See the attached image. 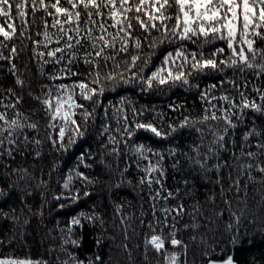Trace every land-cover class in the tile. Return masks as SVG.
I'll return each instance as SVG.
<instances>
[{
  "label": "snow or ice",
  "instance_id": "snow-or-ice-1",
  "mask_svg": "<svg viewBox=\"0 0 264 264\" xmlns=\"http://www.w3.org/2000/svg\"><path fill=\"white\" fill-rule=\"evenodd\" d=\"M172 8H175L174 14L170 12ZM14 9L15 17L23 25L20 35L27 39H31V36L27 35L26 17L29 9L33 19L37 12L44 14L41 18L43 31L37 32L42 39L33 41V44L35 49L43 48L42 51L34 50V55L43 61L41 67L48 63L60 66L56 74L49 75V80H64L79 76V72L72 70V66L78 62H83L90 68L86 75L87 82L81 80L70 84H56L55 92L53 88L48 87L44 98L40 100L48 118L45 128L46 138L57 150L67 152L75 145L77 138L84 137L89 121H94L96 107L100 105V97L105 92L104 82L112 84V88L109 89L112 91L120 82L124 84L139 82L142 91L151 90L153 84L168 88L179 85L198 90L203 105L202 114L198 118L184 116L178 123H173L165 120L163 112L157 113L152 110V118L145 120L143 117L148 111L147 108L133 107L129 115L124 101L121 100L119 106H112L113 123L108 122L109 111L105 108V123L100 133L108 141L104 147L108 148V145H112L110 155L118 158L120 146L123 145L126 152L135 157L134 161L126 163L122 169L117 164L114 171L118 179L115 184H109L110 188L119 189L124 183L131 184L124 174L133 164L144 173L139 178L140 185L147 184L149 188L153 185L158 186L154 194L150 195L153 201V221L146 225L152 234L150 237L146 236L144 240L145 261H148L150 246L158 258L156 264H161L160 257L162 264H181V255L184 257L182 264H189L188 245L177 238L179 229L176 226L177 218H182L185 208L183 203H178L175 207L167 205L169 199L178 198L179 191L166 189L163 183L166 179L163 162L167 155L173 160V169H176L180 163L177 158L179 155L184 157L190 169H198L205 174L213 171L219 173L222 168H230L229 191L235 190L237 203L245 205V208L246 199L239 198L241 179L246 178L245 198L248 182L264 183V161L260 159L264 156V128L257 127L255 120L257 114L264 116V90L252 84L247 76L250 73L257 81L264 77V0H63V2L62 0H0V18L5 21L4 24H0V37H3V41H0V49L6 47L4 42L12 40L16 34ZM45 17L52 18L51 25ZM49 27L55 31L50 32ZM137 28L141 30L143 39L134 35ZM130 42L135 54L126 59H118L122 54L127 56ZM220 42L223 44L221 45ZM163 45L171 46L172 50L166 51L160 64L145 75V70L151 66L156 49ZM145 47L149 49L148 52L144 51ZM15 55L16 47L12 46L9 57H5L0 51V60H10ZM45 56L48 59H44ZM11 70L15 72L14 64ZM229 70L231 75H227ZM126 73L130 75L126 76ZM210 75H219L220 79L204 87L191 80L193 76L199 78ZM16 84L23 87L24 81L17 77ZM250 84L252 92L256 93V96L251 98L247 94ZM225 85L228 86L227 89ZM77 95L82 101H93L94 106L91 111L84 103L77 102L75 99ZM9 97H14V101L8 100L5 103ZM34 99L40 98L34 97ZM21 102V98L16 96L12 88L7 89L6 96L0 97V108L4 109L0 111V164L4 165L3 169H0V198L10 199L13 193L23 192V195L19 196V212L15 207L10 208L9 211L0 207V219H8L13 223L12 239L15 238L17 228L23 235V229L30 222L31 216L44 215L43 204L34 212L32 205L27 201L32 196L33 189L47 186L46 180L42 177L37 180L27 168H13L5 163L8 159H15L14 153L20 152L22 144L26 146L28 143L35 145L42 143L41 139L29 140L25 129L37 134L41 129L38 123L31 121L30 117L16 108ZM181 107L183 106L169 105L172 111H179ZM8 109L15 110L11 118ZM77 109L81 110L83 127L75 118ZM248 112H251L254 118L251 126L242 136L239 154L232 151L230 153L232 162L222 161L221 153L229 151L227 146L229 143L235 145L233 138L235 130L244 122ZM182 129L196 133L197 142L189 144L187 152L179 151L177 147H168L161 151L133 140L141 130L151 133L157 139L171 140ZM230 133L233 136H230ZM253 148L256 150L253 151ZM36 155L39 156L40 153L37 152ZM88 155L93 159L90 153ZM78 159L80 164L91 167L84 163L83 155ZM141 161H147L146 165L142 166ZM210 161L212 163H209ZM106 167L111 174L112 166ZM232 171L237 173L234 179ZM254 172L261 174L260 180L253 175ZM73 175L84 185L96 182L78 170L70 171L66 179L61 182L62 188L67 190V195L60 193L53 196V200L58 202L59 209L68 206L60 201L71 200L72 203H76L80 198L79 189L70 188ZM216 182L221 183L219 177ZM188 183V180L184 181L185 186ZM221 191H224L223 187ZM83 195L85 197L90 195L86 188ZM161 200L165 204L160 208L161 217H157L156 204ZM224 203L229 213L228 221L224 225L228 237L227 243L224 244L215 237L212 238L213 243H209L204 236L199 238L200 244L203 245L201 254L207 259L208 264H238L234 259V253L224 254L225 248L234 249L238 246L243 227L242 219L250 226H256L258 223V217L246 215L244 210L237 214L232 208L231 201L225 200ZM120 209L121 206L118 205L117 210ZM197 212H199L198 208L189 214L192 219L191 224L183 225L184 230L188 228L193 230L194 234L190 239L194 242L197 240L196 233L202 227ZM223 215V210L216 212L217 218H222ZM202 219L206 221L205 227L215 224L209 216H203ZM127 220L128 217L120 216L124 241L130 240ZM84 222L94 226L99 224L101 228L104 226L103 218L95 212H80L71 217L63 228L59 227L57 222L59 237L51 238L59 239L60 243L48 249L49 254L55 256L54 261L50 262L42 258L34 260L30 256H9L0 257V264H101L99 254L94 258L81 259L76 252V249L81 247L83 239L76 229H83ZM161 224L163 227L157 233L156 229ZM164 228L169 229L167 237L164 236ZM207 230L211 232L212 228ZM260 230L264 232V227ZM132 235H135L134 230ZM244 235H247V229H244ZM12 239L7 242L12 243ZM4 243L5 241L0 239V245ZM100 243L101 240L97 239V247ZM166 243L182 251L169 252ZM122 247L130 257L132 253L127 243H123ZM217 247L223 255L220 259H211Z\"/></svg>",
  "mask_w": 264,
  "mask_h": 264
},
{
  "label": "trees",
  "instance_id": "trees-1",
  "mask_svg": "<svg viewBox=\"0 0 264 264\" xmlns=\"http://www.w3.org/2000/svg\"><path fill=\"white\" fill-rule=\"evenodd\" d=\"M63 2V0H62ZM171 13H175V8L170 9ZM42 12H37L35 19L31 14V9L28 11L26 17L27 20V35L31 36V39L21 37V28L23 25L19 19L15 17V9L13 11V17L16 23V34L12 40L4 42L6 47L0 49L5 57L10 56V49L12 46L16 47V55L9 59L0 60V97L7 95V89L12 88L15 91L16 96L20 97L22 102L16 105L24 115L30 117L31 121L38 123L40 126V132H36L25 129V132L30 141L35 139H41L40 145L34 143H28L26 146L21 145L20 152L14 153L15 159H8L5 163L10 164L13 168L23 167L32 172L39 180L41 177L47 181V186H41L40 188L33 189V194L28 198V203L32 205L33 211H37L41 204H43L44 215H34L30 217V222L23 229V235L20 234V229L15 231V238H13V223L8 219H0V239H3L5 243L0 245V257H25L30 256L32 259H45L50 262L54 261L55 256L50 255L48 249L51 246H58L59 239L53 240L51 237H59L57 230V222L59 227L63 228L67 225L69 219L78 215L80 212L99 214L104 221V226L101 228L99 224L95 226L86 222L83 229L77 228V233L83 237L81 247L76 249L77 254L81 259L85 257H93L99 254L101 257V264H156V253L151 250L149 246L148 261L144 259V240L146 236L152 234L147 228V224L153 221L152 205L153 201L150 199V195L154 194L157 185H153L149 188L147 184L140 185L139 178L144 175L143 172L138 170L133 164L129 168L128 172L124 175L131 184L124 183L119 189L110 188L109 184H115L118 177L115 174L117 164L119 168H124L126 163H131L135 160V157L131 156V153L126 152L124 146H120V156L117 158L114 155H110L109 151L112 145H108L105 148L104 145L108 143L107 138L102 136L101 127L105 123V108L109 111L108 122L111 121L112 106H119L121 100L124 101L125 107L131 115V108L137 109L147 108L148 111L144 113L143 119H151L153 116L152 110L157 113L163 112L165 114V120L168 122L178 123L184 118V116H190L192 118H198L202 114L203 105L199 99V92L197 89H188L180 87L179 85L168 88L167 86H157L153 84L151 90L142 91V86L139 82H133L124 84L120 82L116 84L115 90H109L112 88L110 82H104L105 92L100 97V105L96 107V113L94 121L90 120L87 126V132L82 138H77L75 145H73L67 152L57 150L46 138L45 128L48 123V118L45 115L43 106L40 100L44 98V93L48 87L53 88L54 85L60 83L70 84L73 81H86L87 72L90 71L88 65L83 62H78L72 66V70L79 72V76L71 77V79L51 81L48 79L49 75L56 74L59 65H53L48 63L43 65V61L34 55V50L42 51L43 48L35 49L33 41L41 40L42 36H38L37 32L43 31V25L41 18ZM49 25H51L52 18L45 17ZM3 18H0V24H4ZM7 30V28H6ZM49 31H55L49 27ZM134 35H143L140 29H136ZM155 35V32H153ZM0 41H3V37H0ZM221 45L223 42H220ZM53 47L55 45H52ZM172 50L171 46L163 45L156 49V54L152 59L151 66L145 70V75L149 74L160 64V61L166 51ZM145 52L149 49L145 47ZM135 54L132 49L131 42L129 44V53L127 56L122 54L120 58H128V56ZM44 59H48L47 56ZM143 59V57H142ZM15 65V72L11 70V66ZM138 62V67H140ZM130 75L126 73V76ZM231 75V71L227 73ZM248 78L255 84L264 90V77H261L259 81L255 80L251 74H247ZM17 77L24 81L23 87L16 84ZM220 79L219 75H210L197 78L193 76L191 80L194 83H199L201 87H204L210 83H215ZM227 85L225 88L227 89ZM252 85H249L247 94L251 97H255L256 93L251 90ZM166 89V90H165ZM219 94V93H217ZM235 95V93H232ZM39 97L40 99H34ZM14 97H9L5 100L14 101ZM78 103H84L85 106L91 111L93 101H82L77 95L75 97ZM95 99V98H94ZM259 102V101H257ZM169 105L180 106L179 111H172ZM0 111H4L0 108ZM8 115L11 118L14 114L13 109H8ZM79 109L76 110V119L82 124V118ZM253 114L248 112L245 120L235 130L234 136L235 145L229 143V151L221 153L222 161L232 162L230 153L235 151L239 154L241 150L242 136L245 131L252 124ZM235 120V117H233ZM257 127L264 128V116H255ZM196 133H189L186 129L180 130L174 139L161 140L152 136L151 133L144 132L143 130L137 132L133 140L145 143L159 149L161 151L168 147H177L179 151H189L188 145L194 142ZM226 137V141H227ZM131 143V141H130ZM253 151L256 149L253 148ZM40 155L37 156L36 153ZM23 153V154H21ZM91 154L93 159L89 158L88 154ZM83 155L84 163L91 165V167H85L80 164L79 157ZM131 157V159H129ZM180 161L179 167L173 169V160L167 155L164 159V167L166 169V179L163 180L166 189L172 191H179L177 199H169L167 205L170 207L177 206L178 203H183L185 213L182 218H177V238L181 239L188 245V262L189 264H208L207 259L202 256L203 245L200 244V236H204L209 243H213V237L221 240L222 243H227V234L224 231V225L228 221L229 213L226 209L225 200L232 202V208L239 214L241 210L246 212V215L251 217H258V223L256 226H250L246 220L241 221L243 227L241 230V236L239 244L234 249L225 248V253H234V259L238 264H264V232L260 229L264 227V183L253 184L248 182L247 197L244 196V184L245 179H241L240 186L241 192L239 194L240 199H246L247 207L245 205L237 203V194L235 190L229 191L230 180L229 172L230 168H222L219 173L215 171L207 174L194 169H190L187 161L184 157H177ZM264 161V156L260 157ZM103 161L104 163H101ZM142 166L146 165L147 161L140 162ZM209 163H212L210 161ZM112 166L111 174L110 170L106 167ZM4 165L0 164V169H3ZM72 170H78L90 179L95 180L94 184L84 185L82 181L73 175V182L70 185L72 189H79L80 198L76 203H72L71 200L60 201L65 203L66 206L63 209L57 207V201L53 200L54 195L64 193L67 195V190L62 188V181L66 179L68 173ZM237 173L232 171V178L236 177ZM253 175L257 180L261 179V174L254 172ZM220 178L221 183H217V178ZM188 180L189 183L185 186L184 181ZM223 187L224 191H221ZM85 188L90 193L89 196L83 195ZM21 193H13L10 199L0 198V207L5 211H9L10 208H17L19 212ZM46 201V203H45ZM165 202L163 200L156 204V216L161 217L160 208L163 207ZM121 206L118 211L117 206ZM199 209L196 213L202 227L199 229L197 240L194 242L190 237L194 234L191 228L184 230L183 225L191 224L192 219L189 215L194 209ZM223 210L224 215L222 218L216 217V212ZM27 210H25L26 212ZM128 217L127 223L129 225L128 235L130 240L124 241V233L120 228V216ZM203 216H209L214 221V225H207L206 221L202 219ZM23 219V217H22ZM143 222V223H142ZM171 223V218L169 220ZM157 227L156 232H160V228ZM212 228L209 232L207 229ZM244 229H247V235H244ZM133 230L135 235H132ZM169 232L168 228H164V236L167 237ZM115 238V239H113ZM12 239V243L7 241ZM97 239L101 240L99 247L96 245ZM127 243L128 248L131 250V256L124 251L122 244ZM138 246V247H137ZM166 248L169 252L182 251L180 248H173L170 244L166 243ZM219 247H217L215 253L212 254L211 259H220L222 257ZM162 264V257L159 258ZM181 264L184 260L183 255L180 257Z\"/></svg>",
  "mask_w": 264,
  "mask_h": 264
}]
</instances>
